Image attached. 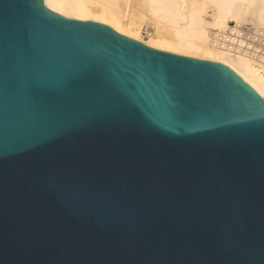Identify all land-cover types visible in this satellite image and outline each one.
<instances>
[{"label":"water","instance_id":"obj_1","mask_svg":"<svg viewBox=\"0 0 264 264\" xmlns=\"http://www.w3.org/2000/svg\"><path fill=\"white\" fill-rule=\"evenodd\" d=\"M0 264H264V100L222 63L0 0Z\"/></svg>","mask_w":264,"mask_h":264},{"label":"bare ground","instance_id":"obj_2","mask_svg":"<svg viewBox=\"0 0 264 264\" xmlns=\"http://www.w3.org/2000/svg\"><path fill=\"white\" fill-rule=\"evenodd\" d=\"M146 46L226 65L264 100V0H44ZM147 29L148 41H143ZM253 33L246 41L244 30Z\"/></svg>","mask_w":264,"mask_h":264},{"label":"rangeland","instance_id":"obj_3","mask_svg":"<svg viewBox=\"0 0 264 264\" xmlns=\"http://www.w3.org/2000/svg\"><path fill=\"white\" fill-rule=\"evenodd\" d=\"M148 32L149 31L147 29L144 30V33H143V36H142L143 37L142 38L143 41H148V38H149ZM244 33H245V36H243L242 39H244L246 41H249L250 40L249 36L252 35L253 32L251 30H249V29H245ZM256 46L259 47L260 51L264 50V44L259 42V43L256 44Z\"/></svg>","mask_w":264,"mask_h":264}]
</instances>
